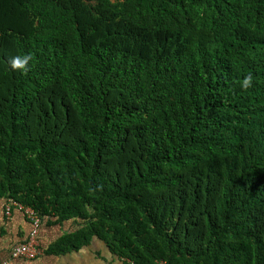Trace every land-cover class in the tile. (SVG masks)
Here are the masks:
<instances>
[{"label": "trees", "instance_id": "obj_1", "mask_svg": "<svg viewBox=\"0 0 264 264\" xmlns=\"http://www.w3.org/2000/svg\"><path fill=\"white\" fill-rule=\"evenodd\" d=\"M0 197L55 255L264 264V0H0Z\"/></svg>", "mask_w": 264, "mask_h": 264}, {"label": "crops", "instance_id": "obj_2", "mask_svg": "<svg viewBox=\"0 0 264 264\" xmlns=\"http://www.w3.org/2000/svg\"><path fill=\"white\" fill-rule=\"evenodd\" d=\"M6 210L7 199L0 197V264H125L98 237L67 254L48 253L47 248L66 233L74 232L79 227L74 219L58 222L57 217L44 218L42 221L39 241L45 250L44 254L34 260L12 258V249L28 237L31 222L17 207H13L11 214H7Z\"/></svg>", "mask_w": 264, "mask_h": 264}, {"label": "built area", "instance_id": "obj_3", "mask_svg": "<svg viewBox=\"0 0 264 264\" xmlns=\"http://www.w3.org/2000/svg\"><path fill=\"white\" fill-rule=\"evenodd\" d=\"M13 207L21 209L31 222V229L28 237L12 249V258L22 257L27 260H34L44 254L45 250L39 241V232L42 224V218L39 213L30 206H26L13 198L7 199V214H11ZM125 264H139L129 257L121 258ZM160 264H165L164 260L158 261Z\"/></svg>", "mask_w": 264, "mask_h": 264}, {"label": "clouds", "instance_id": "obj_4", "mask_svg": "<svg viewBox=\"0 0 264 264\" xmlns=\"http://www.w3.org/2000/svg\"><path fill=\"white\" fill-rule=\"evenodd\" d=\"M32 59V57L28 54H25L23 56L17 55L13 56L10 60V65L13 70H22L24 72H27L29 69V61ZM253 78L251 74L245 76L243 80L241 81V86L244 89H248L252 86Z\"/></svg>", "mask_w": 264, "mask_h": 264}, {"label": "rangeland", "instance_id": "obj_5", "mask_svg": "<svg viewBox=\"0 0 264 264\" xmlns=\"http://www.w3.org/2000/svg\"><path fill=\"white\" fill-rule=\"evenodd\" d=\"M88 5H89V4H88ZM90 6H91L92 9L98 11L97 14H100L99 16H101L102 18H104V17L107 16V14H106L104 11H101L99 5H97V4H96V5L90 4Z\"/></svg>", "mask_w": 264, "mask_h": 264}]
</instances>
